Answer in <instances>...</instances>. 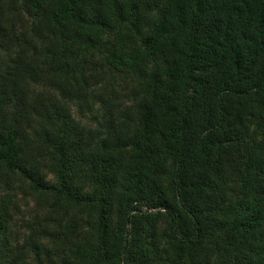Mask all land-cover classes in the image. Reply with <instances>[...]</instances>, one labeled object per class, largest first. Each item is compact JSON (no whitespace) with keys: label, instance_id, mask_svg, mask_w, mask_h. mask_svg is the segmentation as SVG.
<instances>
[{"label":"trees","instance_id":"1","mask_svg":"<svg viewBox=\"0 0 264 264\" xmlns=\"http://www.w3.org/2000/svg\"><path fill=\"white\" fill-rule=\"evenodd\" d=\"M164 254L264 264V0H0V264Z\"/></svg>","mask_w":264,"mask_h":264},{"label":"rangeland","instance_id":"2","mask_svg":"<svg viewBox=\"0 0 264 264\" xmlns=\"http://www.w3.org/2000/svg\"><path fill=\"white\" fill-rule=\"evenodd\" d=\"M98 56H101V54H98ZM88 66H90V64H88ZM119 81L118 82H124L126 81L127 79L125 78L124 75H121L120 78L118 79ZM73 108H76L75 104L73 106ZM100 109H99V106L97 105L96 106V110H93V111H89L87 112L83 117H80V115H78L77 113L74 114V117L75 119H80V122L83 126H86V127H94L96 126V121L95 119L93 118V116L99 112ZM251 130L250 132L252 134V138L255 140H258L260 137H261V132H260V128L256 125V124H253L251 126ZM255 135V137H254ZM11 193H18L16 199L20 202V198H21V194H19V192L14 189L11 191ZM33 201H29V203H27V205H23L22 206V211H21V214L18 215V217L16 216V218H18L19 220H22V218H29L31 217L33 214H34V208H33ZM219 216L221 217V215L219 214ZM164 244H167V242L165 243H162V245ZM31 264H59V260L56 258V259H53L52 257H50L49 255L46 257H41V260L37 261H32ZM159 264H205L203 261H201V259H196V260H193V261H188L187 259H184V260H173L171 258H168L166 254L163 255V259L161 260V262Z\"/></svg>","mask_w":264,"mask_h":264}]
</instances>
